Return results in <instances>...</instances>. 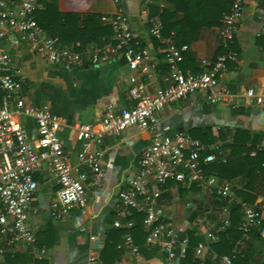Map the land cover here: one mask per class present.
Wrapping results in <instances>:
<instances>
[{
  "label": "crops",
  "instance_id": "1",
  "mask_svg": "<svg viewBox=\"0 0 264 264\" xmlns=\"http://www.w3.org/2000/svg\"><path fill=\"white\" fill-rule=\"evenodd\" d=\"M162 2L56 0L59 12L79 15V20L67 22L70 36L82 32L87 40L65 45L80 53L81 65L77 67L52 64L30 50L26 43L1 45L16 66L25 103L44 106L63 119L58 135L73 165L80 164L79 125L91 123L100 130L107 104L116 110L130 107L134 100L129 97L128 89L133 82L143 83L148 93L166 86L172 71L166 61L168 37H173L176 45L186 46L176 63L184 73L199 74L207 63L225 53L227 69L218 75L216 89L226 90L220 103L212 104L207 101L205 91H196L157 111L150 130L129 126L118 135L105 136L101 145L100 184L86 185L83 207L62 217L53 216L50 203L56 198L59 185L46 167L37 171L34 178L38 186L27 221L35 243L33 247L9 243L0 234V264H85L88 255L94 256L96 264H165L163 252L157 246L145 244L143 213L132 218L134 223L140 222L141 230L112 225L121 208L117 192L136 172L140 154L155 135L170 140L182 135L184 155L195 150L200 164L209 165L208 174L214 176L215 184H228L231 189L229 197L219 199L220 205L230 210L228 232L224 234L231 245L228 254L219 245L216 252V245L210 246L212 242L205 236L221 223L223 215L219 211L221 206H215L210 190L195 182L194 173L184 182L168 179L161 187L155 204L167 222L188 240V256L182 264H221L229 259L236 264H264V236L240 228L241 203L252 205L264 217V106L255 105L245 97L246 89L259 91L264 87V0H243V14L233 39L227 42V49L218 32L232 0H165L161 7ZM44 8L41 0L35 11ZM120 9L132 30L131 45L149 54L153 66L131 70L122 49L117 48L114 53L107 50L108 46H117L108 18ZM90 14L98 16L97 22L82 21ZM103 16L108 18L104 20ZM154 18L162 23V39L148 32ZM43 32L56 39L54 34ZM177 34L183 43L175 42ZM2 97L0 90V102ZM12 120L24 127L30 137L35 136V125L30 118L13 114ZM240 148L245 150L239 152ZM252 151L263 155L248 163L245 155L253 157ZM250 164L253 170L248 174ZM199 169L206 172L201 165ZM127 233L131 243L138 247V255L125 243ZM199 242L206 248L196 255L194 248ZM41 249L44 253L39 255Z\"/></svg>",
  "mask_w": 264,
  "mask_h": 264
},
{
  "label": "built area",
  "instance_id": "2",
  "mask_svg": "<svg viewBox=\"0 0 264 264\" xmlns=\"http://www.w3.org/2000/svg\"><path fill=\"white\" fill-rule=\"evenodd\" d=\"M40 1L0 0V90L3 92L0 102V234L5 236L9 243H22L27 247H33L35 243V236L27 221L32 197L38 186L34 178L37 171L46 167L58 183L57 196L50 203L51 213L55 217L65 216L71 210L86 204L87 184H100L103 172L101 145L105 136L118 135L129 126L150 130L157 111L196 91H205L207 101L212 104L223 101L226 91L224 88L216 89L218 75L227 69L226 53L207 63L206 69L199 74L184 73L176 63L186 46H178L173 37H168L166 61L172 71L166 86L148 93L143 83L133 82L128 89L129 97L134 100L130 107L116 110L113 105L107 104L101 116L100 130L94 129L91 123L79 125L77 138L81 148L80 164L73 165L58 135L63 119L44 106L25 103L21 96V80L16 66L1 48L4 42L12 46L26 43L30 50L43 55L52 64L65 67L81 65L80 53L73 46L58 45L54 37L38 27L34 11ZM164 1L160 4L161 7L164 6ZM242 14L243 0H232L229 10L222 16L218 32L225 49L227 42L234 37ZM107 18L102 17L104 20ZM108 20L113 28L117 46H108L107 50L114 53L117 48L122 49L126 64L131 70L139 66H153L149 54L136 50L131 45L133 35L126 14L120 9ZM148 32L154 38H163L162 23L158 18L151 20ZM92 60L96 61V57ZM245 97L255 105L264 106V87L259 91L246 89ZM13 114L28 117L33 121L34 137H30L24 127L13 122ZM183 142L182 135H177L173 140L157 135L152 138L140 154L136 172L128 177L126 185L117 192L121 208L112 222L115 228L130 229L134 225L130 218L131 209L142 212L146 226L145 244L157 246L164 254L165 264H182L188 248L186 236L167 222L161 209L155 204L166 180L184 182L193 172L195 182L209 189L214 197L224 199L231 195L228 184L216 185L213 175L203 173L199 169L200 161L195 150L190 151L188 156L184 155ZM254 153L251 152L252 155ZM240 205V228L245 232L256 229L264 236L262 213L250 204ZM219 211L223 215L221 223L205 235L210 242L218 241L220 233L225 231L230 223L229 207L223 205ZM124 241L138 255L139 249L131 243L129 233L125 235ZM120 246L117 245L118 248ZM205 248V244L199 242L194 248V253L201 255ZM43 253L44 250L41 249L38 254ZM85 264H96L94 256L88 255ZM221 264L236 263L229 259Z\"/></svg>",
  "mask_w": 264,
  "mask_h": 264
},
{
  "label": "trees",
  "instance_id": "3",
  "mask_svg": "<svg viewBox=\"0 0 264 264\" xmlns=\"http://www.w3.org/2000/svg\"><path fill=\"white\" fill-rule=\"evenodd\" d=\"M168 1H171V0H168ZM43 3L45 4L44 10H38V11L34 12L35 21L41 30H43L47 33L54 34L56 36L57 42L61 46H65L69 43L75 44L76 41H79L81 43L87 42V40L81 35V34H83L82 32L78 33L76 36L71 37L69 31L67 30V22L69 21V19L79 20L78 14L59 12L57 9L56 0H43ZM88 20H90V21L92 20L94 22H97L98 16H95L92 14L86 15L82 21L85 22ZM178 37H179V35L177 34L175 36V42L177 41L176 43H178V44L183 43V40H179ZM242 150H245V148L238 149L239 152ZM262 155H263V153H261L260 151H257L253 157H249V156L245 155V159L248 163H252L251 161L256 160L257 158L261 157ZM200 165L206 171L204 173L208 174V172L210 171L209 165H203V164H200ZM252 170H253V166L250 164L248 174H250ZM214 198H215V206L216 207L221 206L220 200L217 197H214ZM141 213L142 212H140V211H137L135 209H131L130 218H133L134 215H141ZM135 228L140 229V230L142 229L140 226V222L138 220L135 221L134 225L129 230L132 231ZM251 231H254L255 235H259V233L256 229H251ZM227 232H228V229H226L225 231L220 233L219 240L216 242H212L210 244V246H212V247L214 245H216V248H215L216 252H217V246L219 245V246H222V248H224L223 253L229 254V251L231 250V245H229L227 243L225 235H224V234H227ZM187 256H188V248L186 250L184 260L186 259ZM233 260H235V259H233Z\"/></svg>",
  "mask_w": 264,
  "mask_h": 264
}]
</instances>
